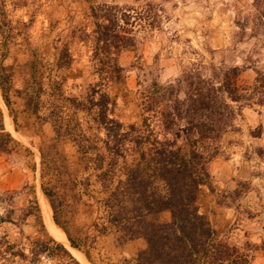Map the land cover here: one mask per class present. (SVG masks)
<instances>
[{"label": "rangeland", "instance_id": "rangeland-1", "mask_svg": "<svg viewBox=\"0 0 264 264\" xmlns=\"http://www.w3.org/2000/svg\"><path fill=\"white\" fill-rule=\"evenodd\" d=\"M102 5L137 18L135 46L116 56L122 72L113 74L106 88L114 117L124 126L141 125L142 103L154 82L166 86L188 70L209 77L214 66L241 70L238 86L251 94L252 104L241 107L219 154L207 164L209 180L199 188L197 206L218 239L239 248L247 264H264V103H258L264 94V0H0V111L15 144L0 153V264H122L146 247L143 239L118 247L112 235H98L92 227L95 206L82 196L72 221L88 239L73 249L40 189L39 148L53 137L43 119L47 93L60 76L62 92L80 98L98 83L91 8ZM65 63L68 69L58 67ZM64 106L84 124L83 113L73 115ZM33 196L43 205L44 233L33 218L18 221ZM10 210L12 223L4 220ZM68 216L60 214V220ZM156 220L167 223L170 214L160 213ZM36 239L48 250L32 261L30 242ZM49 239L65 246L73 260ZM12 251L25 258L12 262Z\"/></svg>", "mask_w": 264, "mask_h": 264}, {"label": "trees", "instance_id": "trees-1", "mask_svg": "<svg viewBox=\"0 0 264 264\" xmlns=\"http://www.w3.org/2000/svg\"><path fill=\"white\" fill-rule=\"evenodd\" d=\"M91 15L95 27L92 60L98 83L80 98L62 92L65 80L60 76L47 93L43 119L51 125L53 137L39 148V179L54 223L70 246L79 250L88 236L72 219L85 196L97 211L92 227L98 235H112L118 247L136 239L145 241V249L123 259L122 264H247L239 248L218 239L197 206L199 188L209 180L207 164L219 154L220 141L233 129L241 107L252 104L251 94L238 86L241 70L214 66L209 77L188 70L166 86L154 82L142 103L141 125L124 126L114 117L115 103L106 88L115 80L113 74L122 72L116 56L135 46L137 18L132 20L128 10L115 5L92 7ZM58 67L68 69L69 65ZM4 102L11 113L6 97ZM258 103H264V94ZM64 105L73 115L83 113L84 124L68 116ZM14 147L0 111V153ZM42 209L41 200L39 206L33 196L19 210L18 221L33 218L44 233ZM163 212L170 214L167 223L156 220ZM11 213L5 222H13ZM60 214L69 215L67 221H61ZM48 241L73 260L65 246ZM47 248L40 239L30 242L32 261ZM15 257L25 255L12 251V262Z\"/></svg>", "mask_w": 264, "mask_h": 264}]
</instances>
